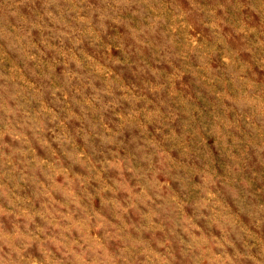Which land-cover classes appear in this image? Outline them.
I'll return each mask as SVG.
<instances>
[{"label": "rangeland", "instance_id": "obj_1", "mask_svg": "<svg viewBox=\"0 0 264 264\" xmlns=\"http://www.w3.org/2000/svg\"><path fill=\"white\" fill-rule=\"evenodd\" d=\"M0 264H264V0H0Z\"/></svg>", "mask_w": 264, "mask_h": 264}]
</instances>
